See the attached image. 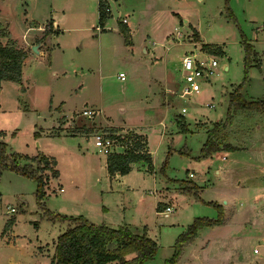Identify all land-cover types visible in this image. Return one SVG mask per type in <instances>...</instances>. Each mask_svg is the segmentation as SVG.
Masks as SVG:
<instances>
[{"label":"rangeland","instance_id":"obj_1","mask_svg":"<svg viewBox=\"0 0 264 264\" xmlns=\"http://www.w3.org/2000/svg\"><path fill=\"white\" fill-rule=\"evenodd\" d=\"M63 1L7 0L4 7L20 40L26 41L23 22L26 8L32 13L30 17L38 21L44 20V14L52 16L63 29L53 40L60 42L59 47L64 49L54 55L57 74L48 73L50 69L44 57L31 61L27 73L35 72L45 84L31 86L23 102L33 103L34 116L39 115L36 122L44 127L51 122L47 109L52 92L57 99L65 100L67 111L76 110L70 119L58 118L56 127L46 129L47 134L66 130L60 138L51 139L53 143L48 148L55 153L63 150L62 145L71 151L77 147V142L89 143L91 160H87V155H83V159L75 157L76 170L65 171L75 183L80 182L73 189L79 193L91 190L95 194L102 189L109 207L106 219L112 223L110 226L126 223L139 234L145 228L148 236L156 240L157 248L144 264H250L259 261L264 256V227L256 220L253 221L254 232H239L231 238L224 229L210 232L206 227L213 226H201L195 236L184 243L177 261L172 262V257L180 235L196 217H221L225 223V216L233 217L231 210L241 211L246 206L249 189L242 183L245 178L253 177L258 159L264 160V110L237 109L225 127V131L235 136L240 130L254 128L246 135V148L233 146L235 148L230 150H218L223 153L215 154L217 151H214L203 157L201 148L207 131L197 127L205 122L211 123L208 128L226 122L230 95L235 90L247 101L264 100V0H123L121 20L126 16L132 21L133 48L125 44L123 35L114 29L101 33L96 27L97 13L88 6V0H68L64 5ZM109 22L111 25V18ZM32 33L35 32H29L28 39ZM245 40L250 44L249 59L246 58ZM206 44L224 49L215 53L219 61L217 72L210 81L201 83L200 92L184 93L182 57L200 47L205 48ZM74 70L78 74L83 72L82 80L74 82ZM121 71L125 73L123 78L119 76ZM7 89L9 95L11 89ZM4 100L7 103L5 96ZM88 106L98 108L99 114L94 118L82 115L83 107ZM178 117L187 130L180 128ZM197 120L200 122L196 125ZM239 122L245 125L237 124ZM34 125L32 120L19 116L11 120L8 126L15 133L6 136L7 152L11 157H14L13 151L24 149L27 142H32L30 136H39L31 131ZM115 125H130L145 131L149 136L152 169L146 162H134L128 176L110 181L103 158L94 153V140L90 135L94 129L127 133L134 130L128 127L122 130ZM40 130V126L37 127L36 131ZM73 133L81 135L73 137ZM222 134L223 131L219 135ZM42 140L37 137L35 145ZM16 159L21 163L29 161L25 156ZM91 164L96 174L86 175ZM189 171L195 176L190 177ZM260 172L264 177V168ZM42 174L49 175L50 171ZM88 177L91 183L98 179L95 187L87 185ZM48 188L53 190L50 185ZM36 190L35 178L0 165V222L3 216L15 215L14 230L18 234L14 242L13 238L10 242L4 239L0 242V255L10 262L8 264L13 260L17 264H51L47 255L54 253L56 239L51 242L66 229H59L44 213V208H49L54 213L71 215L73 208L62 201L64 193L46 196V190L41 199L42 208ZM166 200L170 203H165ZM158 201V209L172 204L174 211L164 216L157 211ZM36 222L40 230L35 228ZM62 222L67 227L76 223ZM37 236L41 240L38 241L41 242L40 251L47 255H35L37 245L31 244L29 238L36 243ZM254 247L261 254H255Z\"/></svg>","mask_w":264,"mask_h":264},{"label":"crops","instance_id":"obj_2","mask_svg":"<svg viewBox=\"0 0 264 264\" xmlns=\"http://www.w3.org/2000/svg\"><path fill=\"white\" fill-rule=\"evenodd\" d=\"M6 1L7 0H0V23L4 26L8 27L12 38L17 41V44L19 46L27 49L28 55H27V58L23 64V68H22V73H23L22 83H18V82L11 81V80H3L2 81V87H1V92H0V130H3L5 132V134L2 135L0 137V139L7 142L6 136L9 133H15V131H12V127L8 126L10 124L11 120L15 116H19V118H22V119L28 118V120H32V123L33 124L35 123V125L32 126L31 131L34 134L36 132L35 135H39V136H30V137H32V142H27L24 149H19V151H17V152H19L23 155H27V156H35L38 154H45L46 156H48L50 158H55V160H56L55 168H57L59 170V175L57 177H53V176L49 177V179L45 185V191L47 190L46 196H48L49 194L51 195L52 193H64L62 195L63 196L62 201L65 204L69 205L68 208H71V209L73 208V210L70 211L72 213L69 216L82 215V216L86 217L89 221H91L95 224H105V225L110 226V224H112V223H110L106 219V214H107V210L109 207L107 206V204L104 201V198H105L104 193L105 192L102 189L100 190V193H97V194L93 193L91 190H90V192L87 191V192H83V193L76 192V190H74L73 187L74 188L77 187L76 185L78 183H80L79 180L77 183H75V181H73L72 178L67 177L65 175V171L74 172L76 170V165H75V161H74L75 157H81L83 159V157H84L83 155H87V160H89V161L91 160L90 155H89L90 152L88 151V149H89L88 141H87V143H84V144L77 142L78 143L77 147H73V149L71 151H67L66 150L67 146H65V145L64 146L62 145L63 150L59 153L58 152L57 153L52 152L48 148L50 143H53L51 139L57 138V137L60 138L61 136H63V133L66 130L65 129L64 130H58V133L47 134V130H48L47 128L50 126L56 127L58 118L63 117V119H65V118L70 119V117L73 115L74 112H76V110L74 109L73 113L67 111L66 105H65V100L64 99H57L56 97H54V93L52 92L51 96H50V102L51 103L47 109L48 115H49L48 117H49V120L51 122L49 124L50 126L44 127L42 125H39L36 122V120H38L37 117L39 115L34 116V113H35L34 111L36 109H35L33 103L30 101L31 105H29V103L23 102L24 101L23 97L27 96L29 94L31 86H33L35 84L36 85L45 84L44 81H42V79H39L36 76L35 72H30V74L27 73L26 69H27L28 64L31 63V61L34 62L36 59L44 57V60L48 63L47 67H48V69H50L48 71V73L50 75H56L57 74L58 71L56 70L57 71L56 72L54 69L55 68L54 55H55L56 51H58V50L59 51L61 50V52H64V49H62V47H59L60 42H58V41L55 42L53 40H56L58 38V36H60L61 31H63V29L60 27V24L58 23V21L55 18H53L52 16L48 17L47 16L48 14L47 15L44 14V17H43L44 20L38 21L36 18L30 17V15L32 13H29V10L26 8V11H24L25 13H24V20H23L24 25H25L24 32H25V34H27L26 35V41L20 40L19 37L16 36L14 31H13L12 18L8 14L7 9L4 7ZM107 1L109 2V0H107ZM114 2H115L117 10L119 12V17L115 19L113 17V15L111 14V16L107 18V21H106L103 28L99 27L97 24L96 27H99L100 31H102L101 33H104L110 29H114V31H117L121 34V32L119 31L118 19L121 20V9H122L124 3H123V0H114ZM64 3L68 4L69 2L67 0V3H66V0H64L63 5H64ZM63 5H61V6H63ZM88 6H92V8L95 9V11L97 13L96 18H97V23H98L99 0H88ZM110 18L112 21L111 25L109 22ZM125 18L127 19L125 23L130 28L131 42H132L128 46L133 48L135 43H134L133 38H132V35H133V28L131 25L132 21H129V19L126 16H125ZM50 19H52V22L54 24V28L58 27L60 29V32L58 34L47 33L41 40L37 41V38H39L43 35L46 23ZM29 32H35V33H32L31 37L28 39L27 36H28ZM33 45H37V46L39 45L37 52L32 49ZM64 54H66V53H64ZM66 72L67 71H65V74H66ZM74 72H75V75L72 76L74 79V82L76 81V79L82 80V73L83 72H80L79 74L76 70H74ZM124 76H125V73H124ZM81 86H82V84L79 85V87H81ZM7 88L11 89V93L9 95H7L8 94ZM4 96L6 97L7 103L4 100ZM89 107H91V106H89ZM178 115L182 117L181 114H178ZM44 118H47V117H44ZM198 122H200V120H197L196 125L198 124ZM67 123H69V121H66V124ZM210 124L205 122V124H203L202 126L197 125V127H204L205 130L207 131L208 130L207 126ZM237 124L243 125L244 123L239 122ZM39 126H40L41 130L36 131L37 127H39ZM115 126L121 127L122 130H124L126 127H128L131 130L134 129L135 131H137L139 134H141L143 136L142 138L145 142V148L151 153L149 136H147L145 131H143L142 129L136 128L134 126H130V125H115ZM42 129H44V130L47 129V130L44 131ZM226 129L227 128H225L223 130L222 135L218 136L219 141L221 143V147L223 146L222 144L224 143V144H231L232 146H236L238 148H241V147L246 148V145H244L246 135H247L249 130H253L254 128H249L247 130H240V133H238L237 136L228 133L227 131H225ZM134 130H132V131H134ZM42 132H43V134H42ZM42 135H47V136H42ZM73 135H74L73 137H77L78 135H81V134L73 133ZM37 137L43 139L41 141V144L37 143V146H39V147H37L35 145ZM85 137H87V136H85ZM7 144H8V142H7ZM92 145H94V143ZM94 147H95L94 153H96V156L100 157V159L103 158V164L106 167L107 153L100 151L95 145H94ZM216 153H223V151H217V152H215V154ZM100 154H103L104 156H100ZM151 155H152V153H151ZM140 161H142V160H140ZM262 161H264V160L262 159V157H260L258 159V163H256L257 168L253 174V177L251 179L245 178L244 182L242 183L243 186H245L246 188L249 189L248 191H246V200H245L246 206L242 209L243 211L242 210L239 211V209L231 210L230 213L233 214V217L225 216V218H226L225 223L217 224L213 227H206L208 231L211 232L215 229L216 230L217 229H224L227 233H229V237L231 238V237H236L237 233H239V232L244 233V234H250V233L254 232L256 230V228L254 227L253 221H255V220L257 222L260 221V226L264 227V177L261 176V172H260L261 169L264 168V164L262 165V163H263ZM136 162H138V161H136ZM143 162H145V161H143ZM93 164H95V163L93 162ZM93 164H91L87 167L86 175L88 173H91V174L94 173L93 175L96 174ZM133 164H134V162L131 164V170L133 168ZM65 166H67L66 169H65ZM106 169H107V167H106ZM130 171L128 173H125V174L115 173L112 175H110L108 172L109 176L108 175L107 176L109 177V179L111 181V179L114 180V179L119 178L121 176H128ZM217 171L219 172V170H217ZM188 175L190 177L195 176L193 171H189ZM86 179H87V177H86ZM96 181H98V179H96ZM96 181L91 183L90 179L88 177L87 185L90 187V185L92 184V186L95 187ZM48 185H50L51 188H53V190H55V191H53V190L49 191ZM160 201H162V200H160ZM42 203H43V201H42ZM165 203H170V202H168L166 200ZM158 204H159V201L157 202V211L161 213L165 209L166 206L163 209H158ZM169 205L174 209L172 204H169ZM65 206H67V205H65ZM58 214H61V213H58ZM169 214L170 213L165 214L164 216H169ZM66 215H68V214H66ZM241 216H243L244 218H242ZM13 218H14V221L12 223H10V225L7 226L6 224L9 221V219H13ZM51 221L56 223V225L59 226V229L61 228V230H63V228H65V227L67 228L66 224L62 221L61 222H59L58 220H51ZM15 222H16L15 215L11 214L9 217L3 216L2 222H0V242L1 243H2L3 239L7 242H10V240L12 238L14 239L13 242L16 240L18 234H16L15 230H14ZM121 225H124V224H121ZM34 226L37 230H40V226H39L38 222H36V225L34 224ZM110 227H113V226H110ZM116 227H118V226H116ZM129 227H131V226H129ZM229 229H231V230H229ZM144 230H145V228L142 231H144ZM232 230H235L237 232H233ZM56 238H54L51 243H53ZM29 240H30L29 242L31 244H33L34 246L37 245L36 250H38V252L34 251L36 256L39 257V255H47V253L44 254L43 252L40 251L41 242H38V241H41V240H40L39 236L36 237V243L31 238H29ZM253 251L255 254H261L260 250L256 247H254ZM0 256H1L0 257V264L10 263V262L6 261V258H4L3 255H0ZM47 256L50 257V262H51V255L50 256L47 255ZM38 257L36 258V261H37ZM251 263H253V262H251ZM254 263L264 264V256H261L259 258V261H256ZM12 264H17V262L15 260H13ZM113 264H115V263L113 262Z\"/></svg>","mask_w":264,"mask_h":264},{"label":"trees","instance_id":"obj_3","mask_svg":"<svg viewBox=\"0 0 264 264\" xmlns=\"http://www.w3.org/2000/svg\"><path fill=\"white\" fill-rule=\"evenodd\" d=\"M106 2L107 0H99L98 26L102 28L107 18L111 16L105 10ZM118 26L125 44L130 45L132 42L129 26L120 19H118ZM59 32L60 29L58 27L54 28L52 19H50L46 23L43 35L37 38V40H41L47 33L58 34ZM245 44V50L247 52L246 58L249 59L250 44L246 40ZM205 47L217 53L223 51L220 47H214L210 44H206ZM27 55V49L19 46L17 41L12 38L8 27L0 23V92L3 80L22 83V68ZM248 108L264 110V100L257 102L247 101L238 90L231 92L227 120L226 122L215 123L213 127L208 128L207 139L201 148V156L206 157L211 152L221 149L230 150L235 148L230 144H224L221 147L218 136L225 129L228 122L233 119V112L237 109ZM178 122L182 130H187L186 125L179 117ZM4 134L5 132L0 130V137ZM125 137L127 141L129 139L131 140L133 146L121 152L114 151L107 154L106 167L109 174L128 173L131 170V164L140 160L145 161L148 164V168L152 169V155L145 148L143 136L131 131L126 133ZM7 146V142L0 140V165L35 178L37 181L36 196L40 200V206L44 208L41 199L45 195V185L49 176L57 177L59 175V170L55 168V158H50L45 154L27 156L16 151L12 152L14 157H11L7 152ZM22 156L27 157L29 161L21 163L16 159V157L20 158ZM46 170H49L50 174L44 176L42 172ZM44 209L45 215L51 220L76 222L74 225L68 226L57 236L55 250L51 256V264H109L113 262L115 264H144L145 261L153 257L156 251L157 242L148 236L146 230L139 234L133 232L126 224L118 227H110L105 224H95L82 215L69 216L54 213L49 208ZM207 219L204 217H196L189 224L187 231L180 235L172 257V262L177 261L184 243L190 241L201 226H215L223 223L221 217ZM13 221L14 218L9 219L6 225H10ZM129 254L134 255L129 258Z\"/></svg>","mask_w":264,"mask_h":264},{"label":"built area","instance_id":"obj_4","mask_svg":"<svg viewBox=\"0 0 264 264\" xmlns=\"http://www.w3.org/2000/svg\"><path fill=\"white\" fill-rule=\"evenodd\" d=\"M105 10L112 14V8L107 1ZM126 18L123 17L122 21L126 22ZM214 50L209 48L200 47L196 51H190L185 53L182 57V70H183V85L182 90L184 93H198L201 91V83L203 81H209L217 72V66L219 64L218 59L215 56ZM119 76L124 77V73L120 72ZM209 105H212L211 103ZM184 110V109H183ZM99 113L97 108L85 107L82 109L81 114L94 118ZM127 132L117 130H92L90 137L94 140V145L104 153H110L114 151H124L126 148H131L132 142L129 139L127 141L125 134ZM174 209L168 205L162 211L164 214L172 212Z\"/></svg>","mask_w":264,"mask_h":264},{"label":"water","instance_id":"obj_5","mask_svg":"<svg viewBox=\"0 0 264 264\" xmlns=\"http://www.w3.org/2000/svg\"><path fill=\"white\" fill-rule=\"evenodd\" d=\"M109 3H110V5H111V8H112V15H113V17L116 19V18H118L119 17V12H118V10H117V8H116V5H115V2H114V0H109ZM185 21H187V20H185ZM32 49L34 50V51H38V47H37V45H33L32 46ZM251 264H256V263H251Z\"/></svg>","mask_w":264,"mask_h":264}]
</instances>
